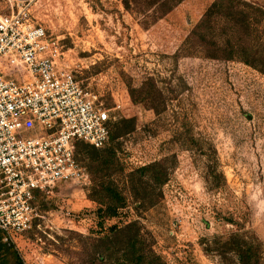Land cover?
<instances>
[{
    "label": "rangeland",
    "instance_id": "374dc122",
    "mask_svg": "<svg viewBox=\"0 0 264 264\" xmlns=\"http://www.w3.org/2000/svg\"><path fill=\"white\" fill-rule=\"evenodd\" d=\"M213 1L183 0L147 28L118 0H33L28 12L112 122L133 119L115 140L120 165L108 175L125 203L103 227L136 220L167 264H236L218 240L246 233L264 264V73L235 59L182 55ZM247 1L264 8V0ZM26 3L0 0V14ZM144 82L155 86L156 111L131 94ZM77 161L88 183L61 181L37 197L38 227L12 236L26 264H88L77 234L97 236L99 204L87 159ZM154 161L167 172L160 186L139 176ZM211 167L223 175L218 187L206 179Z\"/></svg>",
    "mask_w": 264,
    "mask_h": 264
},
{
    "label": "built area",
    "instance_id": "2783aa9c",
    "mask_svg": "<svg viewBox=\"0 0 264 264\" xmlns=\"http://www.w3.org/2000/svg\"><path fill=\"white\" fill-rule=\"evenodd\" d=\"M33 0L0 14V231L2 240L38 227V195L61 181H89L77 141L109 139L108 109L65 65L58 40L31 20ZM38 193V195L36 194Z\"/></svg>",
    "mask_w": 264,
    "mask_h": 264
},
{
    "label": "trees",
    "instance_id": "16d2710c",
    "mask_svg": "<svg viewBox=\"0 0 264 264\" xmlns=\"http://www.w3.org/2000/svg\"><path fill=\"white\" fill-rule=\"evenodd\" d=\"M118 1L124 10L138 15L139 23L147 28L183 0ZM183 48L185 50L182 55L235 59L264 73V8L247 0H214L183 41ZM147 84L144 82L139 88H133L131 94L138 92L140 98L137 96L134 100L149 101V107L156 111L157 92L154 85L147 87ZM132 127L133 119L124 118L116 122L110 119L108 141L111 144L96 148L80 140L75 145V158L88 161V169L93 174L95 186L92 196L99 204L96 210L100 220L97 236L77 234L84 240V253L88 264H167L145 239L136 220L123 225L111 224L107 228L102 225L105 217L117 216L125 203L124 196L112 186L108 175L120 165L116 157L118 146L115 140L129 132ZM139 172V176L146 175L148 181L158 186L167 179L162 161L142 166ZM206 179L211 182L212 187H218L223 175L211 167ZM2 238L3 232L0 231V264H26L13 242H5ZM218 245L223 258L233 253L237 258L236 264H258V246L246 233L232 232L223 240H218Z\"/></svg>",
    "mask_w": 264,
    "mask_h": 264
}]
</instances>
